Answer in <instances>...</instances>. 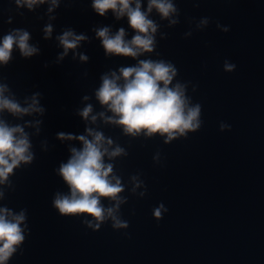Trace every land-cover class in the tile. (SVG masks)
I'll list each match as a JSON object with an SVG mask.
<instances>
[{"label": "water", "instance_id": "1", "mask_svg": "<svg viewBox=\"0 0 264 264\" xmlns=\"http://www.w3.org/2000/svg\"><path fill=\"white\" fill-rule=\"evenodd\" d=\"M93 2L44 0L28 8L0 0V44L19 29L38 49L25 57L14 44L7 64L0 62L3 95L23 108L35 97L43 109L0 111V120L24 129L32 156L0 183V208L25 216V239L5 264H264V0H170L176 11L166 18L140 0L157 28L152 51L136 57L106 52L99 29L115 35L123 28L125 40L136 31L127 15H100ZM66 31L85 38L64 54L58 37ZM140 60L175 67L169 87L181 84L188 105H201L199 128L169 140L146 130L132 135L106 119L115 114L96 97L102 77ZM89 128L103 134L110 152L124 150L104 161L123 186L114 214L126 228H113L110 217L89 227L93 217L65 216L53 206L57 192L70 191L58 169L71 148L83 147L79 136L93 139ZM161 204L167 211L157 218Z\"/></svg>", "mask_w": 264, "mask_h": 264}, {"label": "clouds", "instance_id": "2", "mask_svg": "<svg viewBox=\"0 0 264 264\" xmlns=\"http://www.w3.org/2000/svg\"><path fill=\"white\" fill-rule=\"evenodd\" d=\"M43 2L44 0H16L18 5L26 4L28 8ZM133 2L135 7L132 6ZM52 3L55 5L57 0H52ZM92 6L100 15H104L109 9L113 10L117 18L127 15L130 26L136 31L131 40H125L123 28L115 35H111L107 27L99 29L97 36L102 38L107 53L136 57L142 51H152L154 46L152 34L156 32L157 26L148 19L147 13L141 10L140 0H94ZM153 8L165 18L176 11L170 0H149L148 13ZM203 23H207V20ZM46 32L50 34V26ZM84 38L76 36L72 31H66L58 37L64 46V54L68 49L75 48ZM28 40L29 33L19 29L15 30V34L5 35L0 44V62L7 64L14 44L18 45L21 54L25 57L37 52L38 49L30 46ZM81 59L86 60L87 57L82 56ZM224 67L226 71H232L235 65L225 61ZM120 73V76L115 73L111 77L104 75L102 85L96 91V97L102 105H107L115 114L106 119L122 125L126 133L136 135L146 130L148 135H152L159 132L161 135L167 134L168 139L171 140L177 133L185 135L187 131L200 127L201 105L198 103L194 106L188 105L181 84L177 83L174 87H169L176 75V69L171 63L162 60H140L137 66L122 67ZM121 76L123 84L118 83ZM4 91L5 86H0V111L7 109L13 115L27 114L33 110L43 111L35 107L38 104L35 97L32 105L23 108L19 103L5 97ZM91 111L92 106L88 105L80 114L87 119ZM95 119L96 117L93 116L92 120ZM224 127L227 126L221 124V129ZM17 133L20 135L18 136ZM88 133L93 139L79 136L83 147L71 148L69 159L66 163H61L58 169L59 175L67 183L70 191L68 194L57 192L53 206L65 216L87 214L93 217V221H88L89 227L99 228L110 217L113 228H126L127 222L121 221L114 214L119 202L122 201L119 193L123 191V186L118 178L110 177L113 166L104 161L105 155L110 158L115 157L124 150L116 147L110 152L104 147L105 138L102 133L94 132L90 128ZM58 135L61 139L73 138L71 135L66 136L65 133ZM108 143L111 144V140ZM30 147L28 136L21 126H9L0 120V183L7 181L9 174L22 161L25 163L31 161ZM113 179H116V183L112 182ZM101 197L117 201V204L115 207L105 208L101 203ZM161 209L167 211L161 204L154 210L157 218L161 216ZM24 219L23 212L14 215L8 208H0V264H5L16 251L15 246L24 241L25 237L20 227Z\"/></svg>", "mask_w": 264, "mask_h": 264}]
</instances>
